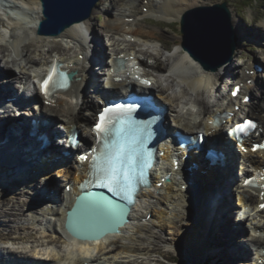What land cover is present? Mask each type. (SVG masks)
<instances>
[{"label": "bare ground", "instance_id": "obj_1", "mask_svg": "<svg viewBox=\"0 0 264 264\" xmlns=\"http://www.w3.org/2000/svg\"><path fill=\"white\" fill-rule=\"evenodd\" d=\"M17 3L21 5V8L20 7L19 8L23 9L22 11L14 12L10 9L9 7L10 5H6L5 3H2L0 1V62H1L0 66L4 69H6V67H9V69L11 68L17 69L18 73H16V77L9 79L8 81L12 88L14 87V80H18L21 84L24 83V87L27 84L30 87L31 70L36 73H40L37 72V70L35 69L38 68L39 66L43 67L46 63L50 61L52 57L56 55L61 56L60 60L66 65V67L70 68V70L72 71L77 70L78 76H81L80 81L74 83L73 88L69 90L67 93H65L68 99L64 100L63 97L65 96H60V98L56 102V106L57 105L60 106L63 113L60 114L53 108H49L45 110V112H43L44 110L43 107L45 104H42L41 109L39 111L40 115L41 114H46L50 116L57 115L58 116L57 119L58 120L60 119L63 122L62 124L69 127L72 124L77 123L78 118L82 116L81 115L82 112L81 110H79V104L81 103L80 101L81 95L83 96L82 100H84V102H86V98H89L86 87V79L88 78V71H89L87 62L91 58V50L94 51V53H96L99 57L100 55H103V62L105 60L106 54L97 51L96 47H94L96 44L95 39L91 40V38L93 37L100 38L99 35L101 33L94 28L93 22H91L90 19H86L75 23L70 28L62 32L59 36L49 38L51 39V43L45 45L46 41L45 42L43 41L44 37L36 34V27L39 24V21L42 19L40 0H17ZM209 3H211L210 0H119L118 5L120 7L115 12L116 13L115 16L112 15L108 16V25L105 26V29L106 27H109L107 34H108V39L111 42L112 52L116 51V52H120L121 54L124 53L128 57H133L134 55L137 56V59L139 60L140 64L144 66L145 68L144 70L146 71L147 75H152L155 77L154 72H161V71L170 75V77L172 78L170 79L171 80L170 84H172V86L175 85V87L179 89L177 90L178 93H176L175 95H169L170 97L169 98L167 94L165 96L166 89H169V85H167L166 87L159 85L158 80H157V85H155L159 90L158 97L164 100V103L172 106L170 115L174 114L175 106L178 103H183V98L187 99L188 96L196 99L204 106L205 104L210 105V102L214 101L215 102L214 106L219 108L220 107L219 96H217L218 94L216 95L217 80L219 78L220 79L224 77L226 78L227 75H230L231 78L233 77L236 79H241V83H242V87L240 88V97H236L232 99L233 104H231L230 106L232 108H240L242 106H247L252 115H255L259 120L262 119L264 120V110L262 111L264 105V84L261 83V79L259 75L256 74V71H254V74H252L251 72V70L255 69L252 66L255 60L247 67H245L247 69H241V68L239 69L237 64L226 63L219 66L216 65L212 66L211 68L213 69V71H210L206 69L207 60L209 57H207L203 53H199L197 46L200 43L197 40L195 42L193 41L189 42L184 40L182 36L173 37L171 35V38H174L180 44V46H182L183 49H185V53L181 52L182 53L181 55H175L174 53L168 58L166 57V59L164 58L161 49H160L161 52L157 51L155 55H153L152 53L149 54L148 48H146V50H144L143 48L141 49L139 48L140 44L134 42V40L142 39L144 41L158 42L161 43L163 46H165L164 43L166 42L164 41L165 39L163 40V38L166 37L167 35L163 37V32H161L159 26L155 27L153 25L147 24L144 22V19L150 16H155L158 20L171 23L173 21L180 20L182 15H184V13L187 10L198 6L208 5ZM116 4L117 1H115V5ZM114 8L116 9L117 7L114 6ZM144 8H147V10L144 11ZM104 10L106 11V9ZM35 12L38 13L37 17L33 16V13ZM106 12H110L109 9ZM79 13H80L79 10H75V14H79ZM14 14L18 16H20V14H25L26 17L23 19H16ZM27 14H32L31 16L36 19H32L31 21L32 24L28 23L27 25L22 26L23 20L27 19ZM230 14L232 17L231 20L235 33L237 35L243 34L242 29L239 33L236 32L237 26L239 25V21L236 20L232 12H230ZM87 21H89V25L88 27L85 26L86 27V33L84 34V38L86 39L85 42L86 44H85L81 40L82 38L81 33L85 28L83 25ZM12 23L18 26L30 27V28L16 31L15 29H10ZM261 29L264 30V23ZM200 30L205 31L204 29H200ZM91 31L92 34L89 36V32ZM199 34L202 35L201 32H199ZM206 34H207V38L209 39L210 38L209 32ZM7 37L9 38L8 40ZM127 37H131V39L128 40ZM168 37L169 35L167 36V38ZM220 38H222L220 44H225L227 46L230 45L224 27H223V32L220 35ZM255 40L260 41L259 39H255ZM5 41L6 43H4ZM33 41H37V43H34ZM61 41L64 42L63 45L60 43ZM185 43L189 45L190 48H187L186 45H184ZM31 44L34 47L36 46V44H38V46L35 47V50L29 49ZM144 45H146V43ZM9 47H12L14 49L15 55L12 58H10V55H8V58L5 60L4 58L5 53ZM243 64L244 63H242V65ZM228 66L234 68H232V70L225 69L228 68ZM4 69L3 72H5ZM126 74H130L134 78L140 74V69H137L133 66H129L125 71L121 72L119 75L123 76ZM248 80H252V82H255V85L249 84ZM1 85L3 86L5 84H0V86ZM256 86L259 87L257 88ZM198 90L202 91L203 93H200V95L197 96L195 91ZM9 92H12V90H10ZM247 94H251L254 99V101H251L250 104L248 105L245 104L244 101L242 100L245 98ZM37 95H38V91L37 88L35 87L33 90V96L37 97ZM230 95L231 94H229V96ZM74 97L76 98V100L73 99ZM87 102L89 106L92 107L94 106L93 100L88 99ZM39 113H37L36 116H38ZM178 115H180V117L183 119L180 113ZM24 116L27 115L24 114ZM15 117L17 118V114H15ZM12 121H15L16 124L19 126V122L17 120H12ZM13 125H15V123ZM20 128H21V138L22 140H26L27 130L25 129L23 130L22 127ZM196 128L197 127L192 125L191 123L186 124L184 127L185 130H190L192 131V133L195 131ZM208 128L209 127L206 125L203 127V129L207 131ZM44 130L46 132H49L50 136H52V133L54 132V129L50 126L45 127ZM218 133L221 134L220 131ZM21 150L22 152L20 154V157L26 154V152H24L25 150L24 147H22ZM47 153L51 154L52 156L54 154L58 155V153L56 152V147L54 148L53 146H51L42 155L45 156L47 155ZM0 154L1 156L4 155V157L6 158L7 162L5 164V167L10 166L11 163V164H18L19 166L22 167V169L25 168L26 162L20 160V157L18 158L12 156L10 158L8 155L5 154L2 147H0ZM246 157L250 161L256 160L255 162L259 161L262 164L264 163L263 162L264 151H259L256 153L250 152L246 154ZM259 157H263L261 158L262 161L259 160ZM193 161L199 164L200 171L206 170L204 160L201 157H195ZM33 163L34 166L36 167L37 164L35 162ZM58 163L62 164V162H58ZM22 169L20 173L17 174V177L19 178L24 177V172ZM73 171L74 170L72 166L67 167L65 170L62 169V166L59 168V173H60L59 176L62 177L64 180L66 178L65 180L66 185L70 184V180L72 178L75 181L73 184L70 185L69 192L65 191L66 185L63 187L61 182L58 183V185L57 183L52 184L53 176L49 177L48 174H44L41 176L42 179L45 178L46 181L39 182L34 177L33 178L34 182L32 181L28 185L33 189L32 192L36 195L35 198H39L40 190L42 188H46L48 190L47 195H49L50 197L49 199L53 200V206L48 211H45L44 215H48L46 217V221H47L46 227L51 228V231L56 235V238L49 239L50 240V241L48 240L49 242L47 241L49 247H43L42 244L40 245L42 246V250L44 251L42 255L36 254V256L39 257L36 256L32 257L34 259L47 261L44 262V264H116L117 261L112 262L108 260L104 255L116 254L115 259H117V257L119 256L118 254H120L121 256L124 253L129 255L130 254L141 255L140 253L142 249L143 248L146 249V248L141 245L138 246L137 242L139 238L140 240L144 241V238H146V236L151 231L150 225L143 222L147 220L144 219L147 216H150L149 222H152V224H156L158 222V229H161V231L168 226H170L171 229H174L172 233L176 235L175 236L176 239L174 240H176L177 242L173 244L174 246L172 247H174L175 251H177L178 253L180 252V249L185 250V252L182 251L183 257H180L178 255L179 258H185L191 260L190 255L187 253V251L188 250L192 251L196 249V247L205 240L206 241L212 240L214 236H217V231L223 237L222 240L221 237L219 236L220 241L228 242L225 243L227 246L226 247L227 256L230 257V255L232 254V252L229 249L234 250L232 256H234V258L237 259V261L239 262L243 259H246L249 255V249H247L249 248V246H247L246 248L244 244L243 246L236 239L237 236H239L243 232L242 228H244L245 231V228L247 229L248 226L245 225L244 227L231 229V225H232L231 199L229 195L224 194V190L228 187V185L226 184V179L223 182V186L221 188L218 186L217 191L214 192V200L212 195L209 194L210 203H208L207 206L205 205L204 217L207 218L211 213V210H213L215 214L216 219L215 222L212 223V225L209 224L208 226L203 227L202 224H199L201 220L199 219V216L201 214V209H193L192 206L190 207L189 204L186 203L187 196L190 195L189 193H187V189H182L181 184L177 185L179 181L175 180V181L167 182L165 184L166 186L164 185L161 188L156 187L155 188L156 192L151 191L148 194H146L145 200L149 203L145 211L146 213L142 211L141 212L135 211V209L133 210L134 212L131 213L134 222H136L135 220H137V225L135 226L134 230L136 232V238L138 240H134L135 245H132L133 238L131 237V235L127 234V232L125 231L126 228L122 229L121 233L119 234L118 233L109 234L105 238L93 242L92 241L84 242V241L76 240V238L74 239L73 237L70 236V234L67 233L63 225V222L65 221L66 218V210H67L66 205L71 206L73 195L77 193L75 183H77L80 178L79 177L80 174ZM168 171H169L168 173L172 174L171 176H174L175 172L171 169V166L168 169ZM225 174L227 175L226 177L228 178V181L229 180L233 181V183L237 182L235 183V185H232L236 191L247 193L246 197L248 195L249 197L251 196V198L253 199L254 202H256V204L257 203L259 204L261 202L260 192L262 190H263L262 192H264V188L261 187L262 183H260V185L256 186L255 188H251L250 186L244 185L243 181L241 180L243 177L241 178L240 176L236 177L231 172L229 173L226 172ZM160 177H162V173L157 172L155 176L156 178L155 183L160 181ZM207 177H212L211 172L208 171ZM3 179L7 183L12 182V180H14V178L11 176L3 177ZM51 190H53L54 192L51 193ZM51 195L54 197H51ZM19 199H24L23 202L29 200L28 198L25 199L21 195L19 196ZM145 200L144 202L146 203ZM11 201H12L11 199H7V198L0 199V204L3 205L2 208L5 209V210H1L0 214L9 217L5 225L10 224L11 226H13L11 222L14 221L15 214L13 213V211H11L10 208H7V206L9 205L8 203ZM30 202L34 204V201H30ZM215 203H217V208ZM236 205H238L237 202ZM194 212H197L196 214L197 216L195 215ZM238 215L239 213H236L235 222H237ZM248 215L250 219L249 221L250 227L254 229H262V230L259 231L252 230V233H249L250 237L248 239H244L243 241L245 244L247 243L246 241L250 242L253 248L260 247L261 245L263 246H261V249L256 250L257 255L255 257V260L252 259L251 263L248 261L246 264H264V253L261 251L262 249H264V244H263L264 243V230H263L264 208L262 210H257V211L252 210L250 212L248 210V207H245L243 209L241 216L246 218V216ZM204 217L203 219L205 220ZM44 219L45 217L42 218L38 224L41 225ZM8 220H10V222H8ZM195 220H197L196 225L199 224V226L196 228L193 227L192 230L194 231L191 232L188 229V226L191 227L192 222ZM247 220L248 218L246 219V221ZM28 223L32 224L31 222ZM254 223L256 225H254ZM188 232L191 233L190 240L194 247L189 246V244H187L186 242L184 236L187 235ZM200 234H202L204 238H201ZM156 236L157 235H153L152 241L150 242L149 239H147L148 242L150 244L155 242L167 244L165 238H161L162 236H157L158 237L157 239ZM117 238L122 240L120 245H117ZM120 240H118V242ZM64 241L66 243L65 246L66 247L70 246V249L67 251L66 254L62 255L60 254L61 248L59 249L57 242L60 243ZM124 241H127V243L130 242L131 243L127 244ZM238 245H240V247L243 248V251H241V253H238L239 251ZM51 246H53L54 248H51ZM118 247H120V249ZM35 248L36 247H34V249ZM50 249H54L55 252H52ZM35 251L41 252L40 249H37ZM162 254L166 255L165 252ZM32 255L35 254L32 253ZM51 255L52 257H50ZM99 255L104 257H99ZM56 256L58 257V259L54 260V257ZM232 256L231 258H233ZM20 259L22 260L20 261ZM24 259H29V257L23 256L17 259L14 258L15 262L12 261L11 263L16 264L18 262H23ZM224 262L226 264H229L227 260H224ZM119 263L121 264L122 261L118 262V264Z\"/></svg>", "mask_w": 264, "mask_h": 264}, {"label": "rangeland", "instance_id": "obj_2", "mask_svg": "<svg viewBox=\"0 0 264 264\" xmlns=\"http://www.w3.org/2000/svg\"><path fill=\"white\" fill-rule=\"evenodd\" d=\"M110 1H111V4H110ZM115 1H117L116 5H115ZM210 1H211V5L215 4V3H224V2L227 3L229 10L234 14L233 16L236 18V20L239 21V25L237 22L238 26H237L236 32L239 33L241 31V29L243 31L242 32L243 34L238 35V48L236 49L232 58L227 63L237 64L239 69L240 68L243 69V68L247 67L248 63H252L254 60H257V62H259V65H261V67L263 68L262 72L258 73V75L261 79V83L264 84V40H263L264 39V30L261 29V27L264 23V0H210ZM118 3H119V0H99V2L97 4L99 9H96L95 13L91 16V19H90L91 22H93L94 28L101 33L100 36L103 37L105 43H108V38H107L106 34L109 30V27H106L107 30L105 29V26L108 25V16L115 14L113 11L116 12L117 9L120 7L118 5ZM114 6L117 8L115 9ZM104 9H106V11L109 9L110 12H106ZM34 19H36V18H34ZM145 21H146L145 23L153 25V26L160 25L161 32H163V37L166 35L167 36L169 35V37L168 38H167V36L164 38L162 37L163 40L165 39L164 40L166 42V43H164L165 46H163L161 43L156 42L153 44L154 45L153 48L152 47L148 48L149 47L148 43L143 42V41H138V43L140 44L139 48H141V49L143 48L144 50H146V48H148L149 49L148 53L149 54L152 53L153 55H155V53H156L155 51H159V49H161L165 59H166V57L168 58L169 56L173 55L174 53H175V55H181L182 54L181 52L185 53V49H183V47L180 46V44L174 38H171V35L173 37H176V36L180 37V35H181V27H180V24L178 23L177 20H176V22L173 21L174 23H172V22L167 23V22L161 21V20L158 21V19L147 18ZM255 39H259L262 41H257ZM43 41L44 42L46 41L45 45L51 43V39H49V38H45V40L43 38ZM33 42L37 43V41H33ZM183 42H184V40H183ZM145 43H146V45H144ZM160 44H161V48H160ZM37 46H38V44H36L35 47H37ZM35 47L32 46V44H31L29 49L32 48L33 50H35ZM47 49H49V48H47ZM107 49L109 52L111 51V47L109 44L107 45ZM221 58H222L221 54L220 55L217 54L216 56L209 57L207 60V68L206 69L213 71V69L211 67L215 66L221 60ZM242 63H244V64L242 65ZM232 68H234V67L228 66V68H225V69L232 70ZM256 72H258V71H256ZM162 77H164V79L163 78L160 79L162 86L166 87L167 85H169V89H166L165 96L167 94L169 97V95H175L176 93H178L177 90H179V89L177 87H175V85L172 86V84H170L171 83L170 79H172L170 77V75L165 73L162 75ZM231 81H232V79H231L230 75H227L226 78L225 77L221 78V79L219 78L217 80L216 91L218 90V93L216 92V95L222 94L224 92L226 93L227 92L226 91L227 85ZM161 84H159V85H161ZM176 88H177V90H175ZM195 93L198 96V95H200V93H203V92L198 90V91H195ZM205 99H207V98H205ZM43 180L46 181L45 178ZM43 180H41V181H43ZM52 181H53L52 184L57 183V185L60 182H63V183L65 182V180L59 176L58 172L53 174V180ZM201 183L204 186L205 182H201ZM19 187L20 186L17 185L16 189H18ZM23 188L24 187H22V189ZM6 191H7V194L6 195H0V199L1 198H9L12 200L11 202L8 203L9 205L7 206V208H10L11 211H13V213L15 214L14 221L11 222L12 225L15 227L11 226L10 224L5 225V223L7 222V219L9 217L8 216L6 217V216H3L0 214V217L3 216L2 219H4V220L1 219V221H0V264H12L11 263L12 261L15 262L14 258L17 259V258H21L23 256H28L32 259V257L36 256V254L42 255L44 253V251L42 250V246H40V245L42 244L43 247H49L47 241L49 239L56 238V235L51 231V228H47L46 227L47 225H43V222L41 225L38 224V226H34V225L28 223V222H30V220H27V217H18V216L25 215L26 209L22 205L27 203V201L23 202L24 199H19V196L21 195L25 199H27L28 195H25L23 193H14V191L9 192V190H6ZM30 204H32V203L30 202ZM19 205H21V206H19ZM2 206L3 205L0 204V212H1V210H5L2 208ZM147 207H148L147 204L142 202V204L138 207V211L145 212ZM47 208L48 207H46L44 209L46 210ZM32 214L37 215L38 210L34 209L32 211ZM47 216L48 215H44V216L40 215V217L38 218V222L41 221V218L45 217V219H46ZM21 218H24V219H21ZM32 218H34V217H32ZM204 218H205V221L200 220V223H199V224H202L203 227H206L209 224L212 225V223H214L215 219H216L213 210H211V213L209 214V216L207 218L206 217H204ZM22 220H23V223H22ZM8 222H10V220H8ZM145 223H148V222L145 221ZM196 223H197V220L192 222L191 227L188 226V229L191 232L194 231V230H192L193 227L196 228L199 226V224L196 225ZM1 224L3 226H1ZM22 225H24V226H22ZM135 225L136 224L128 225L129 228L126 230L127 234L131 235V237L133 238L132 245H135L134 240H138L136 238V232L134 230ZM150 225L152 226L153 224H150ZM12 228H13V230H12ZM152 229H153V233L149 232V234H148L150 236L147 235L146 238H144V241L140 240V238H139V240L137 242L138 246L141 245V246H144L146 248V249H144V248L142 249V251L140 253L141 255H135V254L129 255V254L124 253L121 255L122 257L120 256V254H118L119 256L117 257V259H115L116 254H105L104 256H106V258L112 262L117 261L116 264H118V262H121V261H122L121 264H204V263L226 264L224 262V260H227L229 262V264H246V259H243V261L239 262V261H237V259L234 258V256H232V254L234 252V250H232V249H229L232 252L230 257L227 256V253H226V249H227L226 247L227 246L225 243H228V242L220 241L219 236L221 237V239L223 237L221 236V234L218 231H217V236H214L212 238V240H209V241L205 240L202 243L199 242L200 243V245H198L199 247L197 246L196 249H194L192 251L188 250L187 253L190 255V258H191V260H188L185 258H179V256L183 257L182 251L185 252L184 249H180V252L178 253L177 251H175V248L172 247V246H174L173 244H175L177 242L176 240H174V239H176V237H175L176 235L172 233L174 231V229H171V227L168 226L164 230H162V232H160L158 229V223H156L155 226L152 227ZM189 232L184 237L186 239L187 244H189V246L194 247L192 245L191 240H190L191 233H189ZM202 234H203V232H202ZM202 234H200V237L204 238L202 236ZM153 235L162 236V238L166 239L165 241H167V244L157 243V242L150 244L149 242L152 241ZM157 236H156V238L158 239ZM245 238L246 237H245V233H244L243 235H241L240 237H238L236 239H240L241 242H244L243 239H245ZM147 239H149V242ZM118 240H120V239L117 238V245H120L122 240H120L119 242H118ZM124 242L127 243V241H124ZM60 243L57 242L59 249L61 248L60 254H62V255L66 254L67 251L70 249V246L66 247L65 241L60 242ZM130 243H127V244H130ZM154 245H156V246H154ZM222 246H224V247H222ZM34 247H36V248L34 249ZM51 248H54V247L51 246ZM118 248L120 249V247H118ZM179 248H180V245H179ZM220 248H222V249H220ZM238 248H239L238 253H241V251H243V248H241L240 245H238ZM246 248H247V246H246ZM37 249H40L41 252H36L35 250H37ZM234 249H236V248H234ZM247 249H249V248H247ZM50 250L52 252H55L54 249H50ZM164 252L166 253V255L162 254ZM10 253H11V255H13V257L11 256L12 258L4 257ZM32 253H34L35 255H32ZM104 256L99 255V257H104ZM231 256L233 258H231ZM36 257H39V256H36ZM50 257H52V255ZM57 259H58L57 256L54 257V260H57ZM229 259H231V260H229Z\"/></svg>", "mask_w": 264, "mask_h": 264}, {"label": "water", "instance_id": "obj_3", "mask_svg": "<svg viewBox=\"0 0 264 264\" xmlns=\"http://www.w3.org/2000/svg\"><path fill=\"white\" fill-rule=\"evenodd\" d=\"M50 1L51 0H47V4H49ZM96 1L97 0H65L59 9L52 7L54 12L52 14L54 16L53 18L50 17V12L48 11L49 20L52 21L57 18L59 21H63L61 29L65 28L74 21H79L88 17L92 7L96 4ZM75 10H79L80 13L75 14ZM223 27L226 30V35L228 36L230 43L228 46L220 44L222 41L220 35L223 32ZM181 29L184 34V40L193 42L196 40L199 41L200 44L197 46L199 53H203L207 57H213L217 54H221L222 58L219 61V64H224L230 60L236 50L235 48L237 43L235 36L232 33L230 25V11L226 3L216 4L213 7H200L189 10L183 17ZM200 29H204L205 31H201ZM199 32H201L203 36L200 35ZM208 32L210 34L209 39L206 34ZM184 45H186L187 48H190V46L186 43ZM81 198L82 195L77 197L76 204L70 211L67 212V218L65 221L67 231L76 237L83 233V228L81 226H73L71 219L76 213L75 210H77V204ZM80 219H82V221L85 220L86 215L80 214ZM115 232H118V230H115Z\"/></svg>", "mask_w": 264, "mask_h": 264}, {"label": "snow or ice", "instance_id": "obj_4", "mask_svg": "<svg viewBox=\"0 0 264 264\" xmlns=\"http://www.w3.org/2000/svg\"><path fill=\"white\" fill-rule=\"evenodd\" d=\"M57 74H58L57 70L55 66H53L47 79H45L41 85L42 89H44L45 92H47V86L49 85V82H52L53 76ZM58 75L63 76L62 73H59ZM109 111L111 110L105 109V113ZM100 120L102 123L105 121L104 114L101 115ZM238 127L241 130H244L245 127H255V125L252 124L251 122H246L245 125H240ZM94 131L103 132L106 131V129L102 127V124H97ZM103 159L107 166L105 169L107 173L106 178L108 179L111 185H115L116 187H119L122 180L126 181L128 179L127 166L131 162V157L127 154V150L125 149V147L121 145L115 150V152H107L103 154ZM262 199H264V194H262ZM261 207H264V205H261Z\"/></svg>", "mask_w": 264, "mask_h": 264}, {"label": "trees", "instance_id": "obj_5", "mask_svg": "<svg viewBox=\"0 0 264 264\" xmlns=\"http://www.w3.org/2000/svg\"><path fill=\"white\" fill-rule=\"evenodd\" d=\"M204 264H208V263H204Z\"/></svg>", "mask_w": 264, "mask_h": 264}]
</instances>
